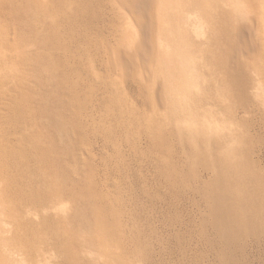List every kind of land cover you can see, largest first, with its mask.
<instances>
[{
    "label": "bare ground",
    "instance_id": "6f19581e",
    "mask_svg": "<svg viewBox=\"0 0 264 264\" xmlns=\"http://www.w3.org/2000/svg\"><path fill=\"white\" fill-rule=\"evenodd\" d=\"M47 1L48 25L31 0L0 1L38 38L0 65V264H93L77 254V234L109 243L101 264H149L126 195L125 149L142 140L164 197L203 206L193 232L216 264H252L264 245V173L241 112L264 110V0ZM129 91L152 114L137 115ZM94 139L120 178L110 198L72 164ZM63 193L71 201L54 207Z\"/></svg>",
    "mask_w": 264,
    "mask_h": 264
},
{
    "label": "rangeland",
    "instance_id": "374dc122",
    "mask_svg": "<svg viewBox=\"0 0 264 264\" xmlns=\"http://www.w3.org/2000/svg\"><path fill=\"white\" fill-rule=\"evenodd\" d=\"M2 1V0H0ZM40 11L43 12L45 25L50 23L53 7L47 0H31ZM9 11L0 9V49L6 51L5 60L0 65L13 66L16 56L22 52H28L37 46V36L31 34L25 36L23 29L8 16ZM41 24L38 29H43ZM130 101L135 100L137 115L152 114V105L145 98H139L136 92L129 91ZM264 103V96L262 97ZM24 102V101H23ZM25 104V102H24ZM94 105L93 119L98 120L99 114L107 107L106 100L100 105V112ZM162 109V105H158ZM102 112V114H103ZM250 122L252 140L251 157L257 168L264 173V110L259 107L249 108L241 112ZM146 140L141 141V146L132 155L128 148L125 155L129 164V187L127 196L132 198L131 206L137 212L136 226L141 230L143 243L149 244L151 261L149 264H216V257L208 253L201 240L194 235L193 229L200 219L199 206L187 202H178L174 198L164 197V189L161 188L155 176L154 163L148 157V149L145 148ZM104 141L94 139V144L82 141L74 153L73 166L80 171L79 177L83 183L91 182L98 193H103L105 198L112 197L113 185L120 178L116 171L106 170L101 161L111 154V150L104 151ZM128 149V150H127ZM127 151L128 154H127ZM130 155V156H129ZM102 195V194H101ZM126 196V197H127ZM72 196L59 194L52 199L54 207L64 206L71 201ZM128 206V205H127ZM130 206H128V209ZM75 248L79 256L93 258V264L105 263L110 259L109 243L94 241L93 243L81 234L75 235ZM258 251V252H257ZM45 253V252H44ZM46 257V254H42ZM86 261V260H83ZM252 264H264V245L254 250Z\"/></svg>",
    "mask_w": 264,
    "mask_h": 264
}]
</instances>
